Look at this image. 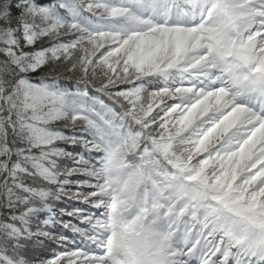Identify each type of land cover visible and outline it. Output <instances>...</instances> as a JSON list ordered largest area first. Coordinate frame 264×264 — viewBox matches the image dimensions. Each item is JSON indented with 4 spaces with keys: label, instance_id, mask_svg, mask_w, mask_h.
I'll return each instance as SVG.
<instances>
[{
    "label": "snow or ice",
    "instance_id": "6c2138e0",
    "mask_svg": "<svg viewBox=\"0 0 264 264\" xmlns=\"http://www.w3.org/2000/svg\"><path fill=\"white\" fill-rule=\"evenodd\" d=\"M0 264H264V0H0Z\"/></svg>",
    "mask_w": 264,
    "mask_h": 264
},
{
    "label": "trees",
    "instance_id": "16d2710c",
    "mask_svg": "<svg viewBox=\"0 0 264 264\" xmlns=\"http://www.w3.org/2000/svg\"><path fill=\"white\" fill-rule=\"evenodd\" d=\"M77 207H83V205H77Z\"/></svg>",
    "mask_w": 264,
    "mask_h": 264
}]
</instances>
